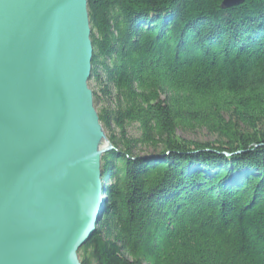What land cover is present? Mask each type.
<instances>
[{
	"label": "trees",
	"instance_id": "trees-1",
	"mask_svg": "<svg viewBox=\"0 0 264 264\" xmlns=\"http://www.w3.org/2000/svg\"><path fill=\"white\" fill-rule=\"evenodd\" d=\"M222 2L88 1L114 147L82 264H264V0Z\"/></svg>",
	"mask_w": 264,
	"mask_h": 264
},
{
	"label": "water",
	"instance_id": "water-1",
	"mask_svg": "<svg viewBox=\"0 0 264 264\" xmlns=\"http://www.w3.org/2000/svg\"><path fill=\"white\" fill-rule=\"evenodd\" d=\"M88 1L0 0V264H82L102 217Z\"/></svg>",
	"mask_w": 264,
	"mask_h": 264
},
{
	"label": "rangeland",
	"instance_id": "rangeland-1",
	"mask_svg": "<svg viewBox=\"0 0 264 264\" xmlns=\"http://www.w3.org/2000/svg\"><path fill=\"white\" fill-rule=\"evenodd\" d=\"M131 132L136 135V130L135 129H132ZM179 135L182 138H184V139L192 140V141H199V142L213 141L215 139V136L209 134L204 129H202V130H196L195 132H182V131H180L179 132ZM153 152H154L153 149H149L146 153L144 152L143 155H145V156L152 155L151 153H153ZM224 154L225 155H230V154H226V152H224ZM104 198H107L106 194L104 195Z\"/></svg>",
	"mask_w": 264,
	"mask_h": 264
}]
</instances>
